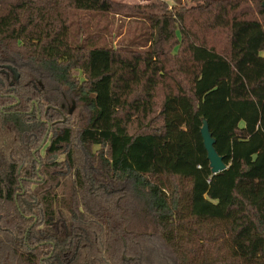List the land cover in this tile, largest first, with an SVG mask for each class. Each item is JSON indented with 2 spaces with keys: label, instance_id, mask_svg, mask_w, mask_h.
<instances>
[{
  "label": "trees",
  "instance_id": "trees-1",
  "mask_svg": "<svg viewBox=\"0 0 264 264\" xmlns=\"http://www.w3.org/2000/svg\"><path fill=\"white\" fill-rule=\"evenodd\" d=\"M170 1L0 0V264H264V0Z\"/></svg>",
  "mask_w": 264,
  "mask_h": 264
},
{
  "label": "rangeland",
  "instance_id": "rangeland-1",
  "mask_svg": "<svg viewBox=\"0 0 264 264\" xmlns=\"http://www.w3.org/2000/svg\"><path fill=\"white\" fill-rule=\"evenodd\" d=\"M113 2L126 5V6H139L143 7L149 3V1L155 0H112ZM168 5H171L172 1L165 0ZM183 5L187 7H195L197 3L190 2L189 0H182ZM264 8V1L261 2ZM243 7L249 9V13L253 16L258 10V0L254 2H247ZM260 19H264L260 17ZM70 21L72 24L71 34L76 35H91L93 39L101 38V43H108L112 46H119L126 44L136 37L142 29L141 20L128 18L124 16L114 14H89L81 12H71ZM80 107H75L72 112L71 119L74 121H81L84 119L85 113L80 110ZM78 123V122H77Z\"/></svg>",
  "mask_w": 264,
  "mask_h": 264
},
{
  "label": "water",
  "instance_id": "water-1",
  "mask_svg": "<svg viewBox=\"0 0 264 264\" xmlns=\"http://www.w3.org/2000/svg\"><path fill=\"white\" fill-rule=\"evenodd\" d=\"M200 136L212 175H216L217 173L226 170V165L223 163L222 158L218 156L214 149V139L211 137L208 124L205 119H202Z\"/></svg>",
  "mask_w": 264,
  "mask_h": 264
},
{
  "label": "flooded vegetation",
  "instance_id": "flooded-vegetation-1",
  "mask_svg": "<svg viewBox=\"0 0 264 264\" xmlns=\"http://www.w3.org/2000/svg\"><path fill=\"white\" fill-rule=\"evenodd\" d=\"M64 120H65V119H64ZM64 120H63V121H64Z\"/></svg>",
  "mask_w": 264,
  "mask_h": 264
}]
</instances>
